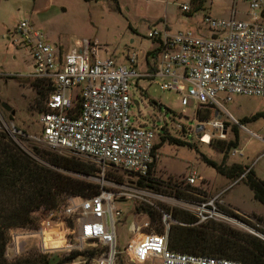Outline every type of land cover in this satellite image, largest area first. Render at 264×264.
<instances>
[{
    "label": "rangeland",
    "instance_id": "374dc122",
    "mask_svg": "<svg viewBox=\"0 0 264 264\" xmlns=\"http://www.w3.org/2000/svg\"><path fill=\"white\" fill-rule=\"evenodd\" d=\"M116 2L118 9L113 0H0V102H5L15 112L11 115L0 107V132L6 133L27 152L32 153L33 147L54 151L37 141L40 136L38 114L45 100L35 93L31 85L33 79L28 77L33 70L29 51L23 45L13 42L16 39L13 32L18 23L29 22L45 35L49 43L57 47H73L77 41L86 40L98 45L99 58L110 57L118 61L126 47L139 50L141 55L151 44V40L146 37L147 33L153 28L160 29L163 22L172 32L189 31L197 36H207L209 32L202 22L204 10L211 17L227 18L232 7V0H205L204 7L210 9H200L197 12L192 8V0ZM182 4L192 9L184 13L180 9ZM234 10L237 18L248 19V7L242 0H235ZM130 94L133 102L130 107L131 121L136 125L153 126L156 132L151 180L142 181L140 185L132 174L111 167L105 168L103 182L99 171L92 176L63 172L71 178L101 185L104 189L128 193V198H115L117 201L112 204V210L118 212L115 226L119 254L114 264H132L127 259V245L144 236L155 235V224L149 220L148 212L159 216L157 224L164 231L165 227L175 223L171 218L172 211L180 210L191 214L189 205L192 202L207 200L215 195H219L218 199L222 203L220 210L228 209L245 219L240 220L226 214L228 220L215 223L260 239L264 237V224L258 222L264 217V208L254 200L251 190L243 184L244 178L229 181L209 166L208 161L219 163L222 153L202 140L204 134L210 137L209 141L217 138L211 136L210 127L205 126L203 131L198 128L201 124L195 119L198 105L193 100H188L182 106L178 94L162 91L157 82L145 80H139L137 85H133ZM151 100L159 108L151 104ZM221 104L227 113L240 122L257 114L255 119L242 122L247 129L244 130L231 123L224 112L215 107L198 108L202 115L207 109L210 111L209 121H224L227 130L225 138L220 141H233L236 135L237 145L227 152L226 164L240 161L264 180V99L237 95ZM12 129L16 131L15 134H9ZM192 170L201 180L193 185L185 184V178ZM115 179H120V182H115ZM118 186L124 187L120 190ZM136 190H141L143 194H138ZM69 198L70 196H62L54 210L39 209L33 212V223L15 230L20 235L17 239L19 253L15 256L10 252L14 241L11 240L9 229L6 259L13 261L39 254L53 262L71 251H105V246L98 242L77 241L71 222L67 224L71 227L69 230L63 227L62 238L57 233L49 234L59 227L51 221V211L63 208ZM40 230L45 236H51L55 240L52 242H58L50 245L71 243L73 248L40 252L39 237L35 234L27 235ZM100 253L93 258H89L87 254L78 256L65 264H95Z\"/></svg>",
    "mask_w": 264,
    "mask_h": 264
},
{
    "label": "built area",
    "instance_id": "2783aa9c",
    "mask_svg": "<svg viewBox=\"0 0 264 264\" xmlns=\"http://www.w3.org/2000/svg\"><path fill=\"white\" fill-rule=\"evenodd\" d=\"M248 7V19H239L232 0L230 16L214 18L204 10L202 18L209 35L197 36L189 31L172 32L165 22L160 29H151L146 37L154 43L155 61L146 71L139 69L140 51L132 47L124 50L125 63L113 58H99V47L89 41H77L65 52L47 41L44 34L29 22L22 21L14 29L13 42L23 45L30 53L32 79L47 81L51 86L44 108L38 114L40 136L48 149L65 155L79 156L96 165L101 175L106 167L125 171L140 181L151 177L155 151V128L136 125L130 118L133 102L130 91L138 80L157 82L164 91L179 95L185 106L193 100L198 106H213L224 112L227 119L244 130L234 117L224 110L223 103L231 96H250L264 99V0H242ZM205 0H192L193 9L204 7ZM211 2V0H210ZM182 4V12L192 9ZM211 128V136L224 139V121L210 120L198 128ZM12 129L9 134H15ZM210 139V137H209ZM189 171L185 184L201 180ZM124 186H118L120 190ZM100 193L92 198L70 197L67 204L51 211V221L59 227L49 234L60 238L68 222L73 225L77 241L98 242L105 246L95 264H114L119 251L116 247L118 212L112 210L115 198H128L126 192H114L100 185ZM143 194L141 190H136ZM219 195L189 205V212L201 225L209 221L221 222L228 216L220 210ZM10 229L14 245L10 252L19 253L20 235ZM144 236L127 245L128 260L132 264H241L238 261L209 256L174 252L167 248L166 235ZM37 235L41 251L70 250L71 243L52 242L42 230L27 233ZM264 241V237L261 238ZM7 253H5V256Z\"/></svg>",
    "mask_w": 264,
    "mask_h": 264
},
{
    "label": "trees",
    "instance_id": "16d2710c",
    "mask_svg": "<svg viewBox=\"0 0 264 264\" xmlns=\"http://www.w3.org/2000/svg\"><path fill=\"white\" fill-rule=\"evenodd\" d=\"M113 1L118 9L116 0ZM31 85L40 99L46 100L51 91L50 84L44 80L33 79ZM150 103L159 108L155 101L151 100ZM204 107L214 108L213 106ZM198 108L195 112V119L199 123L209 121L210 111L207 109L202 115ZM256 117L257 114L249 119L244 118L242 122H248ZM238 122L243 125L242 122ZM208 142L210 146L222 153V160L219 163L208 161L209 166L229 181L244 178L243 184L251 190L254 200L264 208V180L257 177L254 171L247 166L225 162L227 152L237 145L236 135L233 141L211 139ZM32 150V153L27 152L14 143L6 133L0 132V264H65L85 254L93 258L100 252L97 253L96 250H90L87 253L71 251L68 255L53 262L49 261L45 255L39 254L13 261L6 259L5 250L9 229L31 225L33 212L39 209L54 210L59 205L62 196L88 199L98 195L101 189L92 182L74 179L63 174L66 171L83 176L94 175L98 168L88 160L35 147ZM155 150L156 145L154 144ZM115 182H120V179H115ZM141 182L137 181L140 185ZM198 201L201 200L192 203ZM221 210L225 214L245 221L228 209L222 208ZM155 214L148 212L147 215L151 223L155 224V234L160 235L163 234V230L159 229L157 224L159 216ZM171 218L175 223L169 225L166 235L167 248L171 251L224 258L238 261L241 264H264V241L254 235L225 227L214 221L191 227L190 225L195 221L194 216L180 210L172 211ZM258 222L264 224V217ZM70 228L68 225L67 229Z\"/></svg>",
    "mask_w": 264,
    "mask_h": 264
},
{
    "label": "crops",
    "instance_id": "0c3cea01",
    "mask_svg": "<svg viewBox=\"0 0 264 264\" xmlns=\"http://www.w3.org/2000/svg\"><path fill=\"white\" fill-rule=\"evenodd\" d=\"M200 9H196V12L199 11ZM167 25V24H166ZM168 26V25H167ZM169 28V27H168ZM45 36V35H44ZM46 38V37H45ZM130 42H132V40H130ZM55 45V44H54ZM153 47H154V43L151 41V44L149 45V47L143 51V53L141 55H139V69L140 71H146L148 69H150V67L152 66V64L154 63L155 61V53L153 52ZM72 48L71 47H59V49L62 51V52H65L67 51L68 49ZM127 48V47H126ZM125 48V49H126ZM124 49V50H125ZM122 58L119 59L118 61H116V63L118 64H124L125 63V53L123 51V54H122ZM139 81V80H138ZM138 81L136 82L135 85L138 84ZM135 105H137L136 102H134ZM231 163H239V164H244L240 161H232ZM230 163V164H231ZM253 170V169H252ZM255 173V172H254ZM256 174V173H255ZM257 176V175H256ZM226 204L228 202H225Z\"/></svg>",
    "mask_w": 264,
    "mask_h": 264
},
{
    "label": "water",
    "instance_id": "95a60500",
    "mask_svg": "<svg viewBox=\"0 0 264 264\" xmlns=\"http://www.w3.org/2000/svg\"><path fill=\"white\" fill-rule=\"evenodd\" d=\"M0 107L4 111L9 112L11 115H14V113H15L14 110H12L11 107L8 104H6L5 102H0ZM198 126H200V125H198Z\"/></svg>",
    "mask_w": 264,
    "mask_h": 264
},
{
    "label": "bare ground",
    "instance_id": "6f19581e",
    "mask_svg": "<svg viewBox=\"0 0 264 264\" xmlns=\"http://www.w3.org/2000/svg\"><path fill=\"white\" fill-rule=\"evenodd\" d=\"M202 140H203L204 142H208V140H209V136H208L207 134H204V135L202 136Z\"/></svg>",
    "mask_w": 264,
    "mask_h": 264
}]
</instances>
